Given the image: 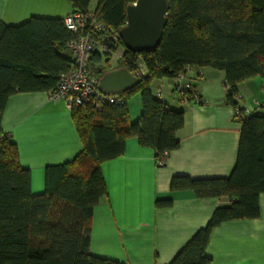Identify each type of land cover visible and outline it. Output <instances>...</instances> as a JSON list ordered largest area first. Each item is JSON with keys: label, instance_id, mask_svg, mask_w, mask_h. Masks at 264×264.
<instances>
[{"label": "trees", "instance_id": "1", "mask_svg": "<svg viewBox=\"0 0 264 264\" xmlns=\"http://www.w3.org/2000/svg\"><path fill=\"white\" fill-rule=\"evenodd\" d=\"M72 11L86 13L92 0H67ZM99 22L119 35L126 7L136 0H95ZM167 22L153 52L124 50L120 64L134 72L141 57L148 73L130 89L115 92L122 103L96 108L87 103L70 108L82 143L69 162L48 166L44 191L32 195L31 176L20 165L16 144L3 132L1 120L7 99L17 92L54 90L68 68L69 43L74 34L62 18L31 17L18 26L0 22V264H120L90 253L91 217L106 195L101 163L124 153L125 142L135 138L154 150L155 160L179 146L177 132L184 124L182 111L154 96L152 80L173 78L186 66L209 67L225 74L226 101L242 111L237 85L264 77V0H167ZM123 47V41L120 37ZM116 49H112V52ZM107 62L95 52L89 68L98 78ZM139 93L142 114L128 120L127 101ZM237 158L226 178L193 179L172 176L171 192L191 191L197 197L227 196L231 203L216 208L169 264H210L205 250L212 229L224 221L255 218L258 196L264 192V114L240 116ZM172 198L156 199V207Z\"/></svg>", "mask_w": 264, "mask_h": 264}, {"label": "crops", "instance_id": "2", "mask_svg": "<svg viewBox=\"0 0 264 264\" xmlns=\"http://www.w3.org/2000/svg\"><path fill=\"white\" fill-rule=\"evenodd\" d=\"M70 12L67 0H0V22L8 26H18L31 17L63 19ZM124 50L117 48L96 68L108 72L124 67L120 64ZM135 66L131 74L147 75L141 57ZM200 72L202 78L197 80ZM186 82L201 102L180 101L173 92L172 78L154 79L150 85L154 96L159 92L158 98L167 107L184 114V124L177 132L179 146L167 154L163 165L156 164L152 148L141 146L135 138L126 139L122 155L101 163L106 195L92 212V255L120 264H169L207 225L216 208L230 205L227 196L197 197L191 191H170L175 175L228 177L239 145L241 120L226 101L224 72L192 67ZM237 92L238 105L247 110L244 116L264 114L259 108L264 105V77L240 82ZM127 110L129 122H137L142 114L139 93L128 99ZM1 128L11 135L20 165L30 172L32 195L43 193L46 167L69 162L82 149L70 108L63 100H50L46 91L10 95ZM167 197L172 198L171 205L156 207V199ZM258 206L257 217L224 221L212 229L205 250L210 264H264V192L258 196Z\"/></svg>", "mask_w": 264, "mask_h": 264}, {"label": "built area", "instance_id": "3", "mask_svg": "<svg viewBox=\"0 0 264 264\" xmlns=\"http://www.w3.org/2000/svg\"><path fill=\"white\" fill-rule=\"evenodd\" d=\"M68 30L74 34V39L69 43L70 60L68 68L59 76L56 88L48 92L50 100H63L69 108L91 103L96 108L103 104L118 103L122 100L115 93L105 94L98 87L99 78L89 68V61L93 53L103 56L110 54L112 49L122 47L119 35L113 28L99 22L93 10L86 13L72 11L63 18ZM192 67L186 66L184 70L176 74L173 79V92L182 102L195 100L201 102L189 83L186 82V73ZM202 78L198 73L197 80ZM157 97L159 92H157ZM240 98L239 95L236 96ZM264 111V105L259 107ZM247 111V110H245ZM244 110L235 109V116L244 115ZM163 158L156 160L157 165H163Z\"/></svg>", "mask_w": 264, "mask_h": 264}, {"label": "water", "instance_id": "4", "mask_svg": "<svg viewBox=\"0 0 264 264\" xmlns=\"http://www.w3.org/2000/svg\"><path fill=\"white\" fill-rule=\"evenodd\" d=\"M167 0H136L126 7V21L119 34L123 47L134 53L153 52L163 35L167 22ZM138 81L127 68L104 72L98 87L108 94L132 88Z\"/></svg>", "mask_w": 264, "mask_h": 264}, {"label": "rangeland", "instance_id": "5", "mask_svg": "<svg viewBox=\"0 0 264 264\" xmlns=\"http://www.w3.org/2000/svg\"><path fill=\"white\" fill-rule=\"evenodd\" d=\"M96 6H95V0H92L90 5H89V8L92 10L94 9Z\"/></svg>", "mask_w": 264, "mask_h": 264}]
</instances>
